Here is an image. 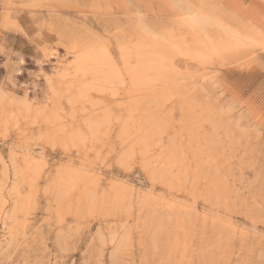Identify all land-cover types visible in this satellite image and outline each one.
I'll return each mask as SVG.
<instances>
[{
  "label": "rangeland",
  "instance_id": "obj_1",
  "mask_svg": "<svg viewBox=\"0 0 264 264\" xmlns=\"http://www.w3.org/2000/svg\"><path fill=\"white\" fill-rule=\"evenodd\" d=\"M0 264H264V0H0Z\"/></svg>",
  "mask_w": 264,
  "mask_h": 264
}]
</instances>
